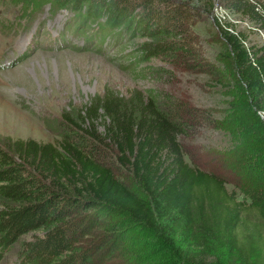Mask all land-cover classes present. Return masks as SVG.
<instances>
[{
  "label": "trees",
  "instance_id": "1",
  "mask_svg": "<svg viewBox=\"0 0 264 264\" xmlns=\"http://www.w3.org/2000/svg\"><path fill=\"white\" fill-rule=\"evenodd\" d=\"M222 1L264 31V0ZM12 2L28 15L49 4L79 16L71 27L82 38L85 18L96 21L100 45L113 32L137 28L146 38L140 46L143 61L194 57L184 33L190 10L171 0ZM215 23L255 107L264 111V43L247 46V36L233 23L219 17ZM161 96L106 89L62 111L50 125L59 136L56 143L0 137V247L9 249L22 236L41 231L23 243L26 264H98L114 240L89 238L101 225L121 232L109 219L125 212L172 245L184 240L175 264H210L217 238L234 250L228 264H264V202L237 200L223 177L186 161L181 137L191 128L192 115L180 100ZM121 170L138 180L144 196L119 178Z\"/></svg>",
  "mask_w": 264,
  "mask_h": 264
},
{
  "label": "rangeland",
  "instance_id": "2",
  "mask_svg": "<svg viewBox=\"0 0 264 264\" xmlns=\"http://www.w3.org/2000/svg\"><path fill=\"white\" fill-rule=\"evenodd\" d=\"M171 2L190 10L184 33L194 57L143 61L140 46L146 38L136 33L137 28L119 35L113 32L100 45L96 21L85 18L82 38L71 27L79 16L45 4L30 17L23 14L21 5L0 0V137L56 143L59 136L50 125L55 126L64 109L80 107L106 89L122 95L135 90L146 95L154 92L188 106L191 128L181 137L186 161L223 177L237 200L261 204L264 111L255 107L215 18L233 23L247 36V46L263 44L264 31L228 11L222 0ZM118 176L145 195L130 172L121 170ZM109 220L122 231L111 233L101 225L89 238L91 242L105 237L114 240L98 264H175L186 248L181 237L172 245L166 235L138 224L125 212ZM41 233H28L9 249L0 247V264H26L23 243ZM212 249L210 264H228L234 257L233 248L219 238Z\"/></svg>",
  "mask_w": 264,
  "mask_h": 264
},
{
  "label": "bare ground",
  "instance_id": "3",
  "mask_svg": "<svg viewBox=\"0 0 264 264\" xmlns=\"http://www.w3.org/2000/svg\"><path fill=\"white\" fill-rule=\"evenodd\" d=\"M86 44V43H85Z\"/></svg>",
  "mask_w": 264,
  "mask_h": 264
}]
</instances>
